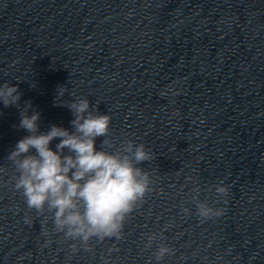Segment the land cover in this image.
<instances>
[{
	"label": "clouds",
	"instance_id": "obj_1",
	"mask_svg": "<svg viewBox=\"0 0 264 264\" xmlns=\"http://www.w3.org/2000/svg\"><path fill=\"white\" fill-rule=\"evenodd\" d=\"M21 95L15 85H0V102L5 107L18 106ZM63 95L60 87L56 106L69 108L74 117L70 121L73 131L52 125L47 132H40V113L29 114L30 102L21 110L19 128L29 134L8 155L15 170L14 188L24 197L27 209L45 216L46 223V213H50L53 229L67 239L84 245L93 238L122 239L126 218L151 191L150 175L138 165L152 156L143 144L132 139L117 144L110 135L111 116L94 112L87 98L57 103ZM98 137H104L101 150L95 146ZM57 138L59 143L53 150L50 144ZM193 191L199 218L207 220L223 214L198 200V187ZM215 192L226 196L228 188L217 184ZM182 211L189 213L187 207ZM28 222L26 218L25 223ZM159 238H163V233ZM157 239L156 233L148 234L145 247H152ZM174 252L168 244L160 243L153 255L160 262Z\"/></svg>",
	"mask_w": 264,
	"mask_h": 264
},
{
	"label": "water",
	"instance_id": "obj_2",
	"mask_svg": "<svg viewBox=\"0 0 264 264\" xmlns=\"http://www.w3.org/2000/svg\"><path fill=\"white\" fill-rule=\"evenodd\" d=\"M109 1L111 0H0V43Z\"/></svg>",
	"mask_w": 264,
	"mask_h": 264
}]
</instances>
